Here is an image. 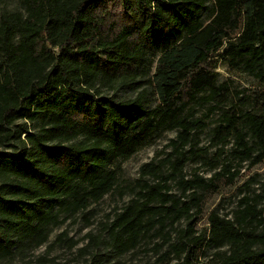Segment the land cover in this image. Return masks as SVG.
Here are the masks:
<instances>
[{
	"label": "trees",
	"instance_id": "16d2710c",
	"mask_svg": "<svg viewBox=\"0 0 264 264\" xmlns=\"http://www.w3.org/2000/svg\"><path fill=\"white\" fill-rule=\"evenodd\" d=\"M18 3L0 9V264L25 260L117 189L114 163L165 132L176 134L171 152L143 164L139 190L88 234L83 264L119 259L149 237L162 238L155 264H264V191L247 188L231 217L217 207L195 227L199 190L218 192L217 176L233 182L264 162V0ZM215 58L257 83L221 81ZM190 162L221 169L187 179Z\"/></svg>",
	"mask_w": 264,
	"mask_h": 264
},
{
	"label": "rangeland",
	"instance_id": "374dc122",
	"mask_svg": "<svg viewBox=\"0 0 264 264\" xmlns=\"http://www.w3.org/2000/svg\"><path fill=\"white\" fill-rule=\"evenodd\" d=\"M4 6L9 8H16L19 6L18 0H0V9ZM216 63L217 72L221 81L232 79L234 86L242 88L253 86L257 82L248 74L232 68L227 62L215 58L213 61ZM176 136L175 132H165L160 138L151 144L143 146L137 153L126 160H119L114 163V166H120L118 187L113 192L104 196L98 202H93L83 213H79L74 217L68 218L65 223L54 229L48 243L41 247L30 251L29 255L22 259H16L7 264H30L41 255L48 257L58 256L59 259L69 261L71 264H83L90 262L91 258L85 252V248L90 243L89 233H98L102 226L113 219L114 211L120 208L122 204L130 200L136 190H139L140 178L142 177L141 167L143 164L151 161H161L167 157L170 147L171 139ZM201 144L207 143V133L201 135ZM119 163V164H117ZM211 164L203 162H190L185 171L186 178H193L196 174L204 179L213 178L215 171H219L221 167L210 170ZM233 170H235L233 168ZM218 177V178H217ZM215 182L219 185L220 190L217 192L215 189L210 188L207 190H199L203 198L204 213L201 215L200 220L196 223L195 227L198 231L208 226L207 216L211 210L219 207L220 215L230 214L236 210L239 202L248 191L255 194H262L264 191V162L257 166L243 165L240 172L235 176L234 181H229L228 176L219 175ZM158 180H151L152 183ZM249 188V190H247ZM192 190L188 192H192ZM171 193L179 195L182 193L178 189V184L173 183L170 190ZM185 226V223L182 224ZM67 232L66 242L59 240L57 243L53 241L57 235ZM162 242V238L149 237L144 240L141 246L134 251H131L119 259L111 252H107L108 261L104 264H155L159 258V254L154 252V248ZM106 253V252H105ZM212 257V250H207L200 256V260L208 262ZM116 261H119L116 263Z\"/></svg>",
	"mask_w": 264,
	"mask_h": 264
}]
</instances>
